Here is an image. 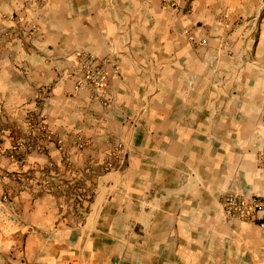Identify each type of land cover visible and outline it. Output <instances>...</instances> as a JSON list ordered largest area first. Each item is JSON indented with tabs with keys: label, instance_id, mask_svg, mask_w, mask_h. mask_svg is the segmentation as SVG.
I'll return each instance as SVG.
<instances>
[{
	"label": "crops",
	"instance_id": "0c3cea01",
	"mask_svg": "<svg viewBox=\"0 0 264 264\" xmlns=\"http://www.w3.org/2000/svg\"><path fill=\"white\" fill-rule=\"evenodd\" d=\"M263 158L264 0H0V264H264Z\"/></svg>",
	"mask_w": 264,
	"mask_h": 264
},
{
	"label": "built area",
	"instance_id": "2783aa9c",
	"mask_svg": "<svg viewBox=\"0 0 264 264\" xmlns=\"http://www.w3.org/2000/svg\"><path fill=\"white\" fill-rule=\"evenodd\" d=\"M205 42V41H202ZM77 63L72 70L77 90L89 89L96 97H103L106 73L102 60L94 54L76 51ZM222 209L228 217L253 220L264 215V204L255 199L246 200L243 196L227 192L222 199Z\"/></svg>",
	"mask_w": 264,
	"mask_h": 264
},
{
	"label": "rangeland",
	"instance_id": "374dc122",
	"mask_svg": "<svg viewBox=\"0 0 264 264\" xmlns=\"http://www.w3.org/2000/svg\"><path fill=\"white\" fill-rule=\"evenodd\" d=\"M264 159V158H263ZM261 202L264 204V198L261 200Z\"/></svg>",
	"mask_w": 264,
	"mask_h": 264
}]
</instances>
